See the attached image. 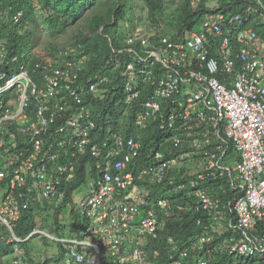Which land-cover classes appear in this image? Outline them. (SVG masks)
Wrapping results in <instances>:
<instances>
[{"label": "built area", "instance_id": "obj_1", "mask_svg": "<svg viewBox=\"0 0 264 264\" xmlns=\"http://www.w3.org/2000/svg\"><path fill=\"white\" fill-rule=\"evenodd\" d=\"M235 2L212 0L183 39L161 31L164 23L148 27L135 9L134 22L127 19L110 38V55L97 73L88 75L86 60L69 50L1 72L0 221L12 241L20 240L14 229L24 208L45 200L59 206L78 165L93 162L98 174L90 195H80L74 208L96 220L85 232L95 229V240H69L94 251H74L77 261L146 264L143 250L136 260L122 244L139 246L145 236H158L156 211L171 216L173 204L155 202L152 186L175 170L189 176L176 188L188 189L193 207L215 222L227 205L204 183L227 177L240 191L232 208L239 234L230 237L232 250L264 262V37L254 25L264 24V0H240L234 10ZM201 3L191 0L195 8ZM22 16L18 11L15 21ZM18 60L0 48V64ZM108 101L116 112L99 119L97 104ZM156 131L164 134L159 141ZM138 175L149 185H137ZM210 239L202 235L191 246L200 264H211L209 251H201Z\"/></svg>", "mask_w": 264, "mask_h": 264}, {"label": "trees", "instance_id": "obj_2", "mask_svg": "<svg viewBox=\"0 0 264 264\" xmlns=\"http://www.w3.org/2000/svg\"><path fill=\"white\" fill-rule=\"evenodd\" d=\"M211 1L202 0L199 7L195 8L191 4V0H0V48L5 46L11 56H19L16 63L0 64V74L3 71L11 74L27 61L30 62V66H34L44 58L55 59V56L64 50H69L75 53L76 57L86 60L88 75L97 73L103 69L105 61L110 55V38L118 36L119 28L127 19L134 22L130 10L140 9L142 11L140 21L148 27L155 26L157 30L160 24L164 23L166 28L161 31L169 33L175 39H183L186 31L198 28L201 18L209 11L207 4H210ZM239 1L236 0L234 10L239 9ZM170 5L175 8L171 10ZM18 11H23V16L19 21H15L14 15ZM254 25L264 37V24L254 23ZM39 48L41 51H38ZM238 48L239 46L236 44L234 46L236 53ZM112 109L115 113L113 101H108L107 105L102 102L97 104L96 113L101 119V116L112 112ZM153 135L155 136L154 140L159 141L164 134L156 131ZM142 140L146 145L148 133H143ZM159 144L157 142V147L152 149L154 152L159 150ZM148 163L149 160L146 159V164ZM91 166H94V163H91ZM84 175V165L80 163L76 170L75 180L70 182L72 190L84 182ZM171 176H174L173 184L169 182ZM184 178L172 170L168 179L160 184L155 183L153 195L160 192L169 197L174 204L182 203L190 207L182 211L176 209L177 216L167 220L163 232L164 239L166 236L174 235L180 243L185 244L191 238L195 239L197 234H202L205 231L203 226L198 225V219L205 218V214L191 208L194 199L188 194V189L176 188L181 182H188L189 176ZM135 183L139 186L149 185V180L146 175L143 177L138 175ZM204 186L210 188V193L215 199L220 198L224 204L228 203L229 217L232 218L234 224H237V216L235 213H231L230 209L240 195V191L232 187L227 177L210 178L204 183ZM68 201L76 204L75 196L68 195L67 199L58 207H52L49 200L37 203L33 208L23 213L15 228L16 235L26 238L33 229L38 227V218L42 220V228H47L59 235L73 236L79 233L84 221L74 209L71 210L72 215L70 214V219L73 220L71 223H64V219H62V216L67 214L65 206ZM227 228L228 226L222 223L219 226V232ZM259 229L264 231V224H261ZM0 231H2L1 235L9 238L8 231L1 223ZM228 231L230 229L225 230L223 235H220L219 232L214 234L212 243L221 246L215 251L216 263L234 264L223 243ZM33 238L20 244V247L24 250L25 256L29 257L34 264H52L53 260L59 261L62 256H66L67 249L63 244H59L60 253L56 257L42 260L43 250L35 251L37 242ZM43 239V246L47 247L50 244L49 239L47 237H43ZM12 247L13 243L7 244L0 237V264L4 262V256L13 252Z\"/></svg>", "mask_w": 264, "mask_h": 264}, {"label": "clouds", "instance_id": "obj_3", "mask_svg": "<svg viewBox=\"0 0 264 264\" xmlns=\"http://www.w3.org/2000/svg\"><path fill=\"white\" fill-rule=\"evenodd\" d=\"M44 59H48V58H44ZM27 63L30 65V62L27 61ZM114 120H117V118H115ZM4 161H5V156L4 155L2 156L0 153V171L3 170V166L5 163ZM83 165H84V173H85L84 182L78 188L73 189V190L71 189L72 185L70 184L69 189H68V193H67V195L75 196V202H77L80 195H85V196L90 195V190L93 186V181L95 179L94 177L97 176V174H98V171H97L95 165L94 166H91V164L85 165V163H83ZM75 178H76V176L71 181H74ZM154 185L152 186L153 188H152V192H151L152 199L155 202H157L158 198H167L173 204V209L171 210V212H172L171 216H166L165 212L161 213V212L156 211V219L158 221V228H157V235L158 236L157 237L147 235V236H145V238L142 239V241H140L139 246L136 245L135 243L128 242V241H126L125 243L122 244V249H125L126 247H128V249L134 254V256L136 255L135 256L136 260L138 259V257L140 256V254L143 250L144 251L143 258L146 261V264H200V262H199L200 257L197 254L198 251L191 249V246H192L193 242L196 241L200 236L208 235L211 239H210V241H208L205 244V246L201 249V251H202V253H204V248H205V250L209 251V258L211 260V264H220V263H216L215 251L220 249L221 246H219V244H214L212 242L214 240V234L219 232V226H220V224L223 223V224H225V226L226 225L228 226V228L225 230L230 229V231L227 232L228 234L226 235L223 243H224V246L227 247L226 251L229 254L231 260L234 262V264H250V263L251 264H261L262 263V260L258 257H255V256L248 257V256L241 254L240 252H236V251L232 250L233 249L232 245H233V243L236 242V240H232V242H231V241H229L230 237L232 235H236V238L238 239L239 234H238V232L235 231V226H237L238 223L234 224L232 221V218L229 217L228 203L226 204L227 205L226 213L220 214L219 219L216 222L213 221L210 218V216H208L205 212L202 211L205 214V218L201 217L203 219V222L202 223L198 222V225L203 226L205 231L202 234H197L195 239L191 238V240H189L185 244L180 243L174 235L166 236L164 239L163 232L166 228L167 220L172 218V217L177 216L176 209L180 210L179 209L180 205L185 207L182 210L187 209L189 206H186L185 204H182V203L174 204L169 197H167L166 195H164L160 192L153 195V191L155 189ZM82 188H86V191H83ZM209 192H210V188H209ZM122 195L124 197L126 194H122ZM67 197L65 199H67ZM65 199H63L60 202V204ZM193 199H195V197H193ZM43 202H36V203L31 204L29 208H24L22 215L25 211H28V210H30V208H33V206L36 205L37 203H43ZM68 202H70V201H68ZM68 202L66 203V206H65V209H67L66 215H68V216L63 218V219H64V223H66L65 219L69 220V222H68V224H69L73 221L72 219H70L71 215L73 213L71 210L72 209L75 210L74 206L76 204H74V202H72V206L71 205L67 206ZM194 202L195 201L193 200V203ZM51 205H52V207H58L57 205H55L53 203H51ZM191 208H194L193 205ZM232 208H233V206L230 209L231 213H235L234 211H232ZM182 210H180V211H182ZM76 213H78L80 215L82 221H84V224H83L82 228L80 229L81 231L79 233L73 235V236H69L67 234L59 235L57 233L51 232L47 228H42L41 227L42 220L40 218H38L37 219L38 227L33 229L26 238H22V237H19L18 235H16L17 237L20 238V240L12 241L11 240L12 239L11 231L0 221V223L6 228V230L9 233L8 239L0 234L2 241L7 242V244L9 242L13 243V247H12L13 252L9 255L7 254L6 256H4V258H3L4 262L2 264H16L15 262H18L19 264H34L29 257L25 256L24 250L22 249V247H20V244H22L26 241H29L33 237L36 238L37 243L39 241H42L44 243L43 237H47L49 239V243H50V241H54L58 244V253H56L55 255H53V253H48L47 251H44V248H49L51 244H49L47 247H44V248L41 247V249L43 250V257H44L42 260L48 259L49 255H50L49 256L50 258L56 257V255L60 253L59 252V244H63L65 246V248L67 249L66 250V256H64V258H66L65 264H86V262L77 261V258L73 252L78 251V252H81V254H83L85 251H92L93 252L94 251L93 247L84 246V245L78 244V243L76 244V243L70 242V240L76 239L78 241H84V240H87L89 238H92L93 240H95V235L93 233V230H95V229L89 231L88 233H85V232L87 231L88 226L94 227V223L96 220L87 214H82V213L77 212V211H76ZM22 215H21V218H22ZM228 218H229V220H227ZM199 219H198V221H199ZM231 221H232V224H231ZM97 229H99V228H97ZM14 231H15V229H14ZM224 231H220L219 234L220 235L225 234ZM35 238H33V239H35ZM171 238H173V240H174L173 242L170 241ZM176 247L179 249H176ZM114 248H116V247L112 246V249H114ZM185 248H188L189 252H188V255L186 257H182L181 252H182V249H185ZM136 250H138L140 253L135 254ZM56 261H58V260H53L52 262H56Z\"/></svg>", "mask_w": 264, "mask_h": 264}, {"label": "rangeland", "instance_id": "obj_4", "mask_svg": "<svg viewBox=\"0 0 264 264\" xmlns=\"http://www.w3.org/2000/svg\"><path fill=\"white\" fill-rule=\"evenodd\" d=\"M170 9L172 10V8H175L174 6H171L170 5ZM170 9H169V11H170ZM134 10L135 9H132V10H130L131 11V14L134 12ZM138 11H139V13H142V11L140 10V9H138ZM38 51H41V48H39V50ZM40 53V52H39ZM41 54V53H40ZM226 162V160L225 161H223V163H225ZM82 190L83 191H86V188H82ZM63 218H65V217H67V215H63L62 216ZM62 218V219H63ZM65 222L66 223H68L69 222V220H67V219H65ZM2 233V231H0V234ZM41 237V236H40ZM36 239V238H35ZM50 247L49 248H44V246H43V242L42 241H39L38 243H37V248H36V252H38L40 249H41V247H43L44 248V251H47L48 253H53V255H55L56 253H58V244L56 243V242H54V241H50ZM45 253V252H44ZM48 256V255H47ZM50 256V255H49ZM48 256V258H50ZM44 257H42V259H43ZM65 262H66V258H64V256H62V260H60V261H56V262H52V264H65Z\"/></svg>", "mask_w": 264, "mask_h": 264}]
</instances>
